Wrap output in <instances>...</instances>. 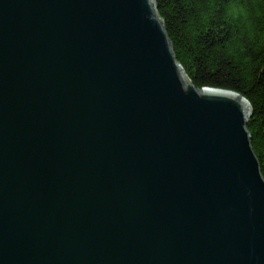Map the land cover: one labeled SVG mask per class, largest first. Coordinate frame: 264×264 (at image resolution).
I'll return each mask as SVG.
<instances>
[{
  "label": "water",
  "instance_id": "1",
  "mask_svg": "<svg viewBox=\"0 0 264 264\" xmlns=\"http://www.w3.org/2000/svg\"><path fill=\"white\" fill-rule=\"evenodd\" d=\"M248 115L152 0H0V264H264Z\"/></svg>",
  "mask_w": 264,
  "mask_h": 264
},
{
  "label": "trees",
  "instance_id": "2",
  "mask_svg": "<svg viewBox=\"0 0 264 264\" xmlns=\"http://www.w3.org/2000/svg\"><path fill=\"white\" fill-rule=\"evenodd\" d=\"M192 85L229 90L249 107L246 129L264 179V0H152Z\"/></svg>",
  "mask_w": 264,
  "mask_h": 264
}]
</instances>
